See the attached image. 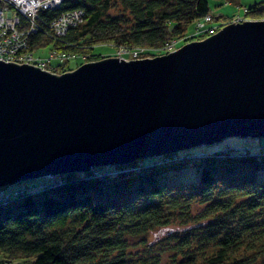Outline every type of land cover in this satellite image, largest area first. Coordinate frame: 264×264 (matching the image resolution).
Returning <instances> with one entry per match:
<instances>
[{
	"label": "trees",
	"instance_id": "trees-1",
	"mask_svg": "<svg viewBox=\"0 0 264 264\" xmlns=\"http://www.w3.org/2000/svg\"><path fill=\"white\" fill-rule=\"evenodd\" d=\"M74 8L82 21L54 35L51 20ZM247 9L263 19L264 0ZM209 12L207 0H63L39 12L28 49L51 45L86 59L95 45L109 43L143 48L139 57L159 55ZM69 59L52 60L55 71L74 69ZM102 169L59 174L0 199V263L159 264L158 254L129 256L127 236H144L178 216L189 228L174 234L171 264H264V148H189Z\"/></svg>",
	"mask_w": 264,
	"mask_h": 264
},
{
	"label": "water",
	"instance_id": "water-1",
	"mask_svg": "<svg viewBox=\"0 0 264 264\" xmlns=\"http://www.w3.org/2000/svg\"><path fill=\"white\" fill-rule=\"evenodd\" d=\"M264 136V18L51 72L0 59V186Z\"/></svg>",
	"mask_w": 264,
	"mask_h": 264
},
{
	"label": "rangeland",
	"instance_id": "rangeland-1",
	"mask_svg": "<svg viewBox=\"0 0 264 264\" xmlns=\"http://www.w3.org/2000/svg\"><path fill=\"white\" fill-rule=\"evenodd\" d=\"M256 1H260V0H207L210 8V13L213 15L212 22L213 24H215L214 26H217V30L221 28L223 25L230 23L229 21L232 22V19L234 17H240L243 20L256 19L253 14H247V10H248L247 7L252 6ZM243 20H241L240 22H242ZM193 28H194V23L192 22L187 26L185 33L180 34L179 36H176L171 40H174L175 44H177L178 41H181V43H178L179 46L192 39L195 40L196 37H199L201 33L199 34L193 32L192 31ZM204 35L208 36L207 34ZM177 46L174 49H176ZM50 47L51 45L39 47L38 49L34 50V56H41V57L48 56ZM165 52L167 51H164V53ZM86 54H87L85 56L86 59L83 60L80 58L69 59L70 65L76 68L77 65L86 61H93V60L101 59L103 57L117 56L118 49L116 46L112 44L100 43L95 45L92 51L89 50ZM75 62H80V63L76 64ZM191 148L194 151L199 152L200 154L210 153L216 150L225 151V149L230 150L232 152H245L248 149L257 150V148L259 149L264 148V136L262 137L228 136L213 144L198 145ZM183 150H187V149H182L179 151H183ZM154 156H158V155H154ZM151 157L152 156H150V158ZM161 160L169 161L170 159L168 157H161ZM109 166L110 165H104L101 167L103 169H107L109 168ZM107 171H111V170H105L104 172ZM95 172L97 173V171ZM43 177L45 178L38 177V178L26 179V180H21V181L1 185L0 199H4V197L5 198L9 197L12 193H14L15 190L16 192L19 189L25 190L26 188H31L32 185H34V188H40L39 187L40 183L52 180L54 178H61L59 174L53 175L51 177L50 176H43ZM190 209L194 211L193 203L191 204ZM198 209L200 208H197L195 210ZM185 222L186 221H184L180 217L175 216L173 219H171L170 223L159 226L149 231L144 236H127V240L129 242L127 248L128 255L131 256L132 258H136L137 260H140V259H144L145 258L144 256H148L150 254H158L159 264H171L175 259L176 253H174L172 249H170V245L172 246V242L174 240V234L177 233L181 235L184 232H186L187 229L189 228V226ZM12 264H16V262L14 261L12 262Z\"/></svg>",
	"mask_w": 264,
	"mask_h": 264
},
{
	"label": "built area",
	"instance_id": "built-area-1",
	"mask_svg": "<svg viewBox=\"0 0 264 264\" xmlns=\"http://www.w3.org/2000/svg\"><path fill=\"white\" fill-rule=\"evenodd\" d=\"M63 0H0V59L17 63H29L42 69L56 72L52 60L58 62L68 58L82 59V56L59 53L50 49L48 56H34V51L28 49L29 35L37 31L38 14L42 10L56 9ZM81 9L66 10L51 20L49 27L54 35H63L69 26L82 20ZM209 12L194 21L193 32L210 35L217 30ZM240 17H234L232 22H240ZM231 22V21H229ZM200 34V35H201ZM177 44L169 40L164 45L165 51L173 50ZM143 48L128 49L120 47L118 55L126 59L139 58ZM41 186V185H39Z\"/></svg>",
	"mask_w": 264,
	"mask_h": 264
},
{
	"label": "bare ground",
	"instance_id": "bare-ground-1",
	"mask_svg": "<svg viewBox=\"0 0 264 264\" xmlns=\"http://www.w3.org/2000/svg\"><path fill=\"white\" fill-rule=\"evenodd\" d=\"M196 21V20H195ZM194 23V22H193ZM41 177H43V176H41Z\"/></svg>",
	"mask_w": 264,
	"mask_h": 264
},
{
	"label": "crops",
	"instance_id": "crops-1",
	"mask_svg": "<svg viewBox=\"0 0 264 264\" xmlns=\"http://www.w3.org/2000/svg\"><path fill=\"white\" fill-rule=\"evenodd\" d=\"M16 191V190H15Z\"/></svg>",
	"mask_w": 264,
	"mask_h": 264
}]
</instances>
